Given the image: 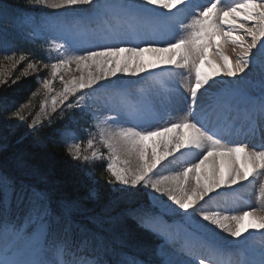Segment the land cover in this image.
Listing matches in <instances>:
<instances>
[{"label":"snow or ice","instance_id":"6c2138e0","mask_svg":"<svg viewBox=\"0 0 264 264\" xmlns=\"http://www.w3.org/2000/svg\"><path fill=\"white\" fill-rule=\"evenodd\" d=\"M27 3L54 10L21 21L34 38L50 35L48 50L58 53L37 83L46 95L54 93L56 79L63 85L50 106L40 104L28 128H52L53 114L69 122L88 114L94 123L83 129L86 147L67 125L53 129L66 155L81 166L82 197L63 193L22 153L14 154L15 167L38 177V184L0 171V264H264V183L254 204L238 194L239 207L210 204L214 194H235L236 186L264 177V0ZM225 45L234 46V60ZM0 54L15 61L12 68L26 59L20 53L16 60V51ZM73 64L81 75L66 81L63 73ZM27 69L36 71V65L28 62ZM184 71L186 82L177 81ZM0 86L11 85L0 76ZM0 108L9 113L7 133L0 135V152H7L16 132L12 122L31 114L4 100ZM177 159L180 170L160 174ZM97 162L108 173L103 196ZM142 190H150V207L158 213L128 207ZM164 215L181 216L191 230L174 233ZM129 217L159 242H130L122 228Z\"/></svg>","mask_w":264,"mask_h":264},{"label":"trees","instance_id":"16d2710c","mask_svg":"<svg viewBox=\"0 0 264 264\" xmlns=\"http://www.w3.org/2000/svg\"><path fill=\"white\" fill-rule=\"evenodd\" d=\"M13 3L19 8H27L29 6L27 0H13ZM19 39L20 38H9L7 50L0 51V53L7 52L8 54H11L12 51H16V60L19 59L20 53H24L26 56L24 61H20L15 68H12V63H9L10 61L6 60L4 55L0 54V67L2 65L4 66L2 71L0 69V76L8 79L11 85L10 87L0 86V100L13 103L14 106L25 105L24 115H31L29 119L24 122H12V125L16 127V132L14 135L9 136V150L7 152H0V170L38 184V177H25L15 167L13 156L14 154L22 153L30 165L47 175L51 183L56 184L58 182L63 193L82 197L86 191V180L81 171L79 162L71 160V158L66 155L65 145L62 144L60 136L53 131V129L56 128L60 129L59 125L57 126V123H55L52 128L44 127L35 132H32L28 128V123L31 121V118L37 117V114L40 112L39 106L42 103L45 92H42L40 85L35 80L34 75H32L33 71L28 70L26 64L28 62L41 63L39 56L42 51L40 48H37L35 44ZM14 62L15 61H13V63ZM9 72L11 73V77L7 76ZM40 73L46 74V70H40L39 74ZM12 80H16V83H11ZM58 81H55L58 83L56 86L62 88V83ZM34 92L37 94L32 95ZM0 113H2V115H0V135H3L7 133L9 128V125L4 122V116H7L9 113L3 108H0ZM44 123L47 124L46 119ZM19 136H24L25 138L20 144H16L15 140ZM93 167L95 169V176L99 181L98 187L103 196L108 192L109 186L105 183L108 173L104 170L105 166L103 163H95ZM138 200H145L143 191H141V194L128 205L134 204L138 202ZM89 207H96V205L90 204ZM127 219L124 221L122 228L126 232L130 242L149 246L152 241L149 234L138 229L135 224Z\"/></svg>","mask_w":264,"mask_h":264},{"label":"rangeland","instance_id":"374dc122","mask_svg":"<svg viewBox=\"0 0 264 264\" xmlns=\"http://www.w3.org/2000/svg\"><path fill=\"white\" fill-rule=\"evenodd\" d=\"M227 3H231V0H228ZM53 11L54 10H52V9H45L46 13H51ZM27 16H29V15H27ZM27 16H25V17H27ZM18 18H19V16L16 14V12L14 13L11 10L4 9V11L2 13H0V25L6 27L8 29L14 30V31H22L23 32V28L20 25ZM25 34L30 36L31 38H34L33 33H32V28L27 26L26 24H25ZM35 38H40V37H35ZM228 47H231V45H228ZM9 63H13V61H11ZM34 64L36 65V71H33L32 75H34V77L36 79L38 76L44 77L42 75H39L40 70H46V74L47 75L49 74L50 68L45 69L44 65H40L39 63H34ZM3 68H4V66L2 65L0 67L1 71L3 70ZM8 69H4V70H8ZM63 75H64V79L67 81V80H71L73 77H79L81 75V72L79 70H77L75 65L73 64V65H71V67L68 71L63 73ZM187 76H188V73L186 71H184V72H181L180 75H178L176 77V79H177V81H180V82H186ZM56 80L58 81L59 79H56ZM55 81L53 83L54 93H49L47 95L45 94V96L42 99V102H46L49 106L51 103V95L55 94V92H60L59 88L57 89L54 87L56 84H58ZM58 82L61 83L60 80ZM40 88H41L42 92H45V90L41 86H40ZM183 114H184L183 112L177 113V115H183ZM103 115L111 117V116H115V113L104 112ZM181 167H183L182 161L177 162L175 160L171 164L165 163V166L160 169V174L161 175H170L171 171H178V170H180ZM237 190H240V191L242 190V191H245L246 193H249L251 190V184H248L247 182H245L243 187L236 186L235 187V194L233 192H229V191H221L219 193V195L214 194L212 196V201H210V204L219 205L221 207H239L238 204H234V201L236 200L235 195L237 193H239ZM149 193H150V190L148 192V196H149ZM164 199L166 200L167 198L164 197ZM219 235H220V233L217 231V236H219ZM260 239L261 238H260L259 234L254 235V240L256 242H259ZM191 243L193 244V242H191Z\"/></svg>","mask_w":264,"mask_h":264}]
</instances>
